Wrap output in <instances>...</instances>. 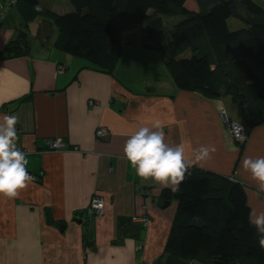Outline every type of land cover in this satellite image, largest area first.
<instances>
[{
    "label": "crops",
    "instance_id": "1",
    "mask_svg": "<svg viewBox=\"0 0 264 264\" xmlns=\"http://www.w3.org/2000/svg\"><path fill=\"white\" fill-rule=\"evenodd\" d=\"M49 4L55 12L54 5L71 9L69 0ZM10 5L0 0V120L18 117L17 147L27 153L29 174L38 178L18 198H0V264H155L164 259L177 202L162 207V189L137 177L123 152L127 138L156 120L163 122L166 143L183 144L185 158L201 145L215 147L199 167L239 179L251 212H264V193L242 169L244 158L264 157V124L253 127L240 146L223 117L236 119L230 114L231 96L177 90L172 80L170 91L163 90L165 80L132 50L123 49L120 57L130 52L122 62L125 70L118 66L120 59L112 73L95 69L54 47L57 31L41 18L32 23L28 51L2 56L22 18ZM39 21L45 22L41 31ZM133 31L123 33V45L131 42ZM98 127L107 133L98 136ZM50 138H60L65 147L48 148ZM94 195L105 200L103 214L75 221L76 213L79 218L90 209Z\"/></svg>",
    "mask_w": 264,
    "mask_h": 264
},
{
    "label": "trees",
    "instance_id": "2",
    "mask_svg": "<svg viewBox=\"0 0 264 264\" xmlns=\"http://www.w3.org/2000/svg\"><path fill=\"white\" fill-rule=\"evenodd\" d=\"M7 2L22 18L2 56L28 51L32 23L41 18L58 31L54 47L112 73L124 49L123 33L144 24L142 45L161 53L177 90L231 96L249 130L264 124V7L259 0H69L71 9L62 13L40 0ZM178 14L184 18L165 29L163 16ZM231 18L237 28L230 27ZM38 24L41 31L45 22ZM189 173L177 191L160 192L162 207L176 201L177 209L166 257L155 264H264V249L249 224L245 184L199 166Z\"/></svg>",
    "mask_w": 264,
    "mask_h": 264
},
{
    "label": "clouds",
    "instance_id": "3",
    "mask_svg": "<svg viewBox=\"0 0 264 264\" xmlns=\"http://www.w3.org/2000/svg\"><path fill=\"white\" fill-rule=\"evenodd\" d=\"M16 115H5L0 120V198L16 199L28 188L32 180L27 165V153L17 147L19 139ZM242 129V125L240 126ZM164 125L160 120L152 127H140L124 143V158L142 181L151 180L161 189L177 191L186 173L194 166H203L216 151L215 147L201 145L193 150L191 158H185L183 144L165 142ZM232 150H235L234 148ZM242 169L250 174L256 191L264 193V157H246ZM249 224L256 229L259 246L264 249V212H251Z\"/></svg>",
    "mask_w": 264,
    "mask_h": 264
},
{
    "label": "rangeland",
    "instance_id": "4",
    "mask_svg": "<svg viewBox=\"0 0 264 264\" xmlns=\"http://www.w3.org/2000/svg\"><path fill=\"white\" fill-rule=\"evenodd\" d=\"M261 2V4L263 5L264 7V0H259ZM42 2L45 4V6L47 8H51L52 10L53 7H51V4H55L53 3L54 1H51V4H49V0H42ZM67 3V2H66ZM55 7L58 8V13H62V12H65V11H68L69 9H63L64 7L67 8L65 5L64 6H57V5H54ZM63 9L62 11H59ZM48 16V15H46ZM164 23H165V29H169L170 27H172L176 22H179L180 20H182L184 18V16L182 14H178V15H164ZM239 23V21L237 22ZM230 27L231 28H237L236 25V21H235V18H231L230 19ZM53 25V24H52ZM54 26V25H53ZM55 28V26H54ZM55 30L57 31V29L55 28ZM58 33V31H57ZM133 37H132V40L131 42H129L128 44H125L124 45V49L126 50H132V51H135L136 54H134L136 57V59L142 63V64H147V65H150V71L152 73H156L158 74L157 76H161L163 78V81L165 80L166 82V86L164 85L163 87V90H168L170 91V88L171 86L169 85L171 80H172V72H171V67L164 64L163 62V59H162V56H161V53L155 49V48H147V47H144L142 45V42H143V37H144V24H139L133 31ZM51 35V33H50ZM184 54H182L181 56L183 57ZM130 57V52L128 51H125L124 54H123V57L120 59V63L118 64L119 67H121V71L126 68H123V65H122V62L123 63H126V60ZM84 60V59H83ZM85 61V60H84ZM89 65H91V63H88ZM150 73L151 76H153V74ZM160 88L162 87H159L158 90H160ZM176 89H173L172 92H175ZM231 115H232V112L234 113V118H236V121H239L240 123H242V119H241V115H240V109H239V105L237 103H234L233 101L231 102ZM225 114V113H224ZM224 117V122L225 124L228 126V128L230 129L231 131V134L232 136L234 137V139H236L237 143L240 145V146H244L249 138H250V130L248 129L247 125L242 123L243 126H244V129L243 131L245 130V132L247 133V136L244 140L242 139H238L234 133L232 132V128L231 125L228 124V117L226 115L223 116ZM195 263H198L197 261H195ZM200 264V263H199Z\"/></svg>",
    "mask_w": 264,
    "mask_h": 264
},
{
    "label": "built area",
    "instance_id": "5",
    "mask_svg": "<svg viewBox=\"0 0 264 264\" xmlns=\"http://www.w3.org/2000/svg\"><path fill=\"white\" fill-rule=\"evenodd\" d=\"M59 71H62V67L59 68ZM228 124L231 125L232 128V132L234 133V135L238 138V139H242L244 140L247 136L244 126L242 123H240L239 121H229L228 119ZM243 126L242 129L240 126ZM105 133H107V129L105 127H99L97 129V135H104ZM46 144L49 148H64L65 147V143L60 139V138H50L47 139ZM32 177V179H36L38 178L35 175H30ZM104 207H105V200L102 197L99 196H94L92 198L91 201V212L92 214H94L95 216H101L103 214L104 211ZM144 220V224L148 225L149 221L147 219H143Z\"/></svg>",
    "mask_w": 264,
    "mask_h": 264
},
{
    "label": "water",
    "instance_id": "6",
    "mask_svg": "<svg viewBox=\"0 0 264 264\" xmlns=\"http://www.w3.org/2000/svg\"><path fill=\"white\" fill-rule=\"evenodd\" d=\"M77 216H79L78 213L75 214L74 220L78 221V222H83L85 219H90L91 209H88L86 214H84V216H82V217L80 216L79 218Z\"/></svg>",
    "mask_w": 264,
    "mask_h": 264
}]
</instances>
